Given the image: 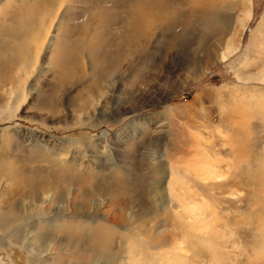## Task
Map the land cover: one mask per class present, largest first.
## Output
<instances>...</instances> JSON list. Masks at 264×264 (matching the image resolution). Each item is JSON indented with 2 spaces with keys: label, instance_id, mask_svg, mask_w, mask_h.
I'll return each mask as SVG.
<instances>
[{
  "label": "rangeland",
  "instance_id": "rangeland-1",
  "mask_svg": "<svg viewBox=\"0 0 264 264\" xmlns=\"http://www.w3.org/2000/svg\"><path fill=\"white\" fill-rule=\"evenodd\" d=\"M145 1L0 0V264H264V0Z\"/></svg>",
  "mask_w": 264,
  "mask_h": 264
},
{
  "label": "bare ground",
  "instance_id": "bare-ground-1",
  "mask_svg": "<svg viewBox=\"0 0 264 264\" xmlns=\"http://www.w3.org/2000/svg\"><path fill=\"white\" fill-rule=\"evenodd\" d=\"M245 1H247V2H249L250 0H235V4L236 5H238L239 3H242V2H245ZM250 5V4H249ZM247 6V5H246ZM59 7V6H58ZM130 7V9L131 10H129L128 9V13H129V15H130V17H131V20H132V24L133 25H140V23H141V21H143L145 18H146V16H147V14H148V10H147V5H146V1L145 0H132V4L129 6ZM55 8V7H54ZM57 9V8H56ZM246 9V8H245ZM244 14L246 15V17H248V16H250V10H249V8L247 7V9L244 11ZM244 15V16H245ZM146 20V19H145ZM147 20H149V19H147ZM213 22V21H212ZM144 23H147V22H144ZM144 23H142V24H144ZM150 23V22H149ZM151 24V23H150ZM245 24V23H244ZM148 25V24H147ZM204 26L206 27V28H214L213 26H210V23L208 22V23H204ZM243 27V26H242ZM93 47H95L94 49H93ZM90 48V51H93V50H95L96 49V45H92L91 47H89ZM225 55H226V50H222L220 53H219V56L216 58V59H222L223 57H225ZM215 57V56H214ZM215 58H213V57H208V60H206V61H203V63H202V65L203 66H211L212 65V63L214 62V60H216ZM11 62V61H10ZM27 62V61H26ZM33 62V61H32ZM28 64H29V62H28ZM27 64V65H28ZM30 64H32L31 62H30ZM29 64V65H30ZM24 65V64H23ZM27 65L25 66L26 67V70L28 69L27 68ZM22 66V65H21ZM23 66V67H24ZM29 67V66H28ZM212 67V66H211ZM25 69V68H24ZM204 69V68H203ZM21 70H22V68H21ZM201 70H202V68H201ZM201 70H200V68H197V69H195L193 72H192V78L193 79H199L200 78V72H201ZM203 71V70H202ZM23 72V71H22ZM11 73V72H10ZM17 90V89H16ZM6 93H7V91H5ZM4 91H3V93H5ZM11 89L9 90V94H11ZM8 94V93H7ZM7 94H5V96H7ZM9 97V96H8ZM9 100V99H8ZM17 103V102H16ZM9 104V103H8ZM12 106V105H11ZM10 106V107H11ZM14 107V106H13ZM8 108V107H7ZM12 109V108H11ZM2 115V111H0V116ZM3 116V115H2ZM12 117H14V116H12ZM11 119V118H10ZM31 253V252H30ZM32 254V253H31ZM140 256H142V257H138L137 256V258L138 259H141V260H143V257H144V253H141V251H139V253H138ZM130 256V255H129ZM130 258H131V260H132V262L134 261L135 262V260H133V257H132V255L130 256ZM130 260V261H131ZM136 261H137V259H136ZM143 261H145V260H143ZM139 262H142V261H139Z\"/></svg>",
  "mask_w": 264,
  "mask_h": 264
}]
</instances>
